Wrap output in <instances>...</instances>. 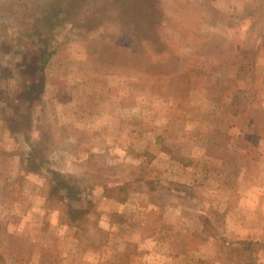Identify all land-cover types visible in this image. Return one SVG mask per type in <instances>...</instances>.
<instances>
[{
    "label": "rangeland",
    "instance_id": "1",
    "mask_svg": "<svg viewBox=\"0 0 264 264\" xmlns=\"http://www.w3.org/2000/svg\"><path fill=\"white\" fill-rule=\"evenodd\" d=\"M8 192L0 264H264V0H0Z\"/></svg>",
    "mask_w": 264,
    "mask_h": 264
},
{
    "label": "crops",
    "instance_id": "2",
    "mask_svg": "<svg viewBox=\"0 0 264 264\" xmlns=\"http://www.w3.org/2000/svg\"><path fill=\"white\" fill-rule=\"evenodd\" d=\"M20 166H18V169ZM10 192H8L9 194ZM8 194H0V207H5L2 202L9 200L13 204V201L18 200V197L13 196V193H10L12 196H9ZM10 203V204H11ZM6 207H8L6 205ZM13 209V208H12ZM4 213H6L4 211ZM8 214V213H7ZM8 217L10 219V222H16L19 223L20 221H24L26 219V211H20L18 213H12L8 214ZM34 218V216H33ZM41 223V224H40ZM37 223L34 222L31 225H26L24 224L22 228V235L21 239L23 240L22 243L15 245L16 252H19L22 249H26V245H32L33 249L35 246L40 244L41 236L43 233H45L48 230V226L46 224H42V219L41 222ZM36 234V235H35ZM31 235V236H30ZM75 241H78L79 239H74ZM74 240H67V241H60L58 244V252L56 254H49L47 257L45 256L44 261L42 258L38 257V254H33V256H29V262L28 264H67V262H73L74 260L79 259V254H80V248L79 251L76 248H73L74 245ZM28 251H31V248H27ZM97 264H102L100 260L97 259Z\"/></svg>",
    "mask_w": 264,
    "mask_h": 264
},
{
    "label": "trees",
    "instance_id": "3",
    "mask_svg": "<svg viewBox=\"0 0 264 264\" xmlns=\"http://www.w3.org/2000/svg\"><path fill=\"white\" fill-rule=\"evenodd\" d=\"M67 189V194L64 196L65 197V199L66 198H71V197H75V196H72V195H70V188L68 187V188H66ZM73 199H80V198H78V197H75V198H72V200Z\"/></svg>",
    "mask_w": 264,
    "mask_h": 264
}]
</instances>
